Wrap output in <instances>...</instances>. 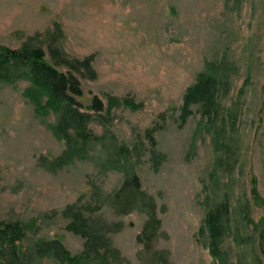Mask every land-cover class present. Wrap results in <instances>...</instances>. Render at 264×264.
<instances>
[{
  "label": "rangeland",
  "instance_id": "rangeland-1",
  "mask_svg": "<svg viewBox=\"0 0 264 264\" xmlns=\"http://www.w3.org/2000/svg\"><path fill=\"white\" fill-rule=\"evenodd\" d=\"M25 43L76 77L82 94L74 98L99 139L87 141L88 156L54 165L66 150L49 127L57 113L34 112L24 95L29 80L0 82V221L25 226L22 250L58 239L80 254L85 238L66 228L72 217L64 211L73 205L118 251L109 264H264L253 224L264 221V0H0V45ZM51 47L69 61L89 57L93 75L62 63ZM205 62L217 67L214 109L202 116L193 103L180 126L183 94ZM93 96L104 108L110 97L140 107L94 112ZM106 160L135 173L144 195L131 185L117 197L124 173ZM126 195L137 206L153 203L159 224L150 238L138 240L146 212L120 210ZM225 199V262L213 261L203 221ZM33 256V264H58Z\"/></svg>",
  "mask_w": 264,
  "mask_h": 264
},
{
  "label": "trees",
  "instance_id": "trees-1",
  "mask_svg": "<svg viewBox=\"0 0 264 264\" xmlns=\"http://www.w3.org/2000/svg\"><path fill=\"white\" fill-rule=\"evenodd\" d=\"M49 52L57 55L56 58L70 68L78 70L84 68L86 72H91L93 75V71L90 70L89 57L69 61L56 47H51ZM44 56L45 53L42 48L29 46L26 43L18 49L0 45V82L12 83L19 78L29 80L30 85L24 90V95L33 103L34 112L41 116L49 112L57 113V123L49 127L55 137L64 139L66 143L64 155L57 159V163H54V165L61 166L72 160L73 153H76L79 158L88 156L85 154L87 141L99 138L92 136L87 130L86 125L90 114L80 111L81 103L74 98V96L82 94L79 81L71 73L65 74L53 65L46 63ZM216 68L215 64L205 62V69L197 74L194 83L186 87L178 116L180 126L192 114L190 105L193 103H201L203 107L202 116H210L215 104ZM120 103L134 110L140 107L139 103H135L129 97H124L121 100L110 97L108 105L104 108L103 102L97 96H93L88 108L94 112L105 109L109 113L111 105ZM70 128L74 129V135L69 133ZM147 137L150 143L154 145L153 136L149 134ZM217 142L216 140L215 145L218 144ZM224 146L228 148L227 145L224 144ZM118 152L120 156L125 158L128 150L120 146ZM157 155L153 151L154 164L158 162ZM105 162L106 166L115 170H122L124 173L122 184L115 194L117 197L131 185L134 192L144 195L143 192L139 191L137 176L133 172L129 173L127 166L120 164V161L113 163L106 160ZM102 165L104 166V164ZM251 191L254 199L259 200L260 195L255 183L252 184ZM148 204L137 206L128 195L125 196L121 204V211L126 212L138 208L148 214L141 234L138 235L140 241L143 240V236L150 238L159 224L154 213L153 203L148 202ZM64 212L72 217L66 228L81 234L85 238L84 249L80 254L71 255L58 239H39L33 243L31 250L24 251L20 248V243L26 236L25 226L18 221H0V264H33V253L36 257H52L58 261V264H99L100 262L109 264V255L118 256V251L110 245L109 239L102 231L99 232L88 227L87 219L77 206H67ZM229 214V203L225 199L215 203L205 215L203 222L207 231L208 250L213 261L225 262L223 252L220 249V241L229 229ZM246 219L251 222L247 217ZM253 224L258 229L259 248L264 260V221L253 222Z\"/></svg>",
  "mask_w": 264,
  "mask_h": 264
}]
</instances>
